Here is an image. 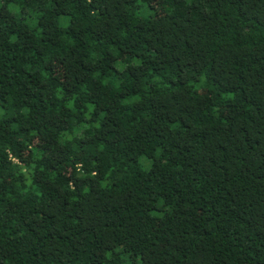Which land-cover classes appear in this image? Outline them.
<instances>
[{
	"label": "trees",
	"instance_id": "obj_1",
	"mask_svg": "<svg viewBox=\"0 0 264 264\" xmlns=\"http://www.w3.org/2000/svg\"><path fill=\"white\" fill-rule=\"evenodd\" d=\"M0 4V264H264V0Z\"/></svg>",
	"mask_w": 264,
	"mask_h": 264
},
{
	"label": "snow or ice",
	"instance_id": "obj_2",
	"mask_svg": "<svg viewBox=\"0 0 264 264\" xmlns=\"http://www.w3.org/2000/svg\"><path fill=\"white\" fill-rule=\"evenodd\" d=\"M3 6V4H0V7H2Z\"/></svg>",
	"mask_w": 264,
	"mask_h": 264
}]
</instances>
